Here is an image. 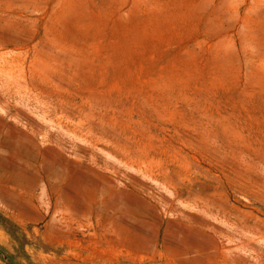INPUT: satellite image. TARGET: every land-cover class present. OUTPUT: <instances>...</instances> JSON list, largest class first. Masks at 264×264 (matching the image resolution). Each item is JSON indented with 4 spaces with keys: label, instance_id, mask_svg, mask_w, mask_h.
<instances>
[{
    "label": "rangeland",
    "instance_id": "374dc122",
    "mask_svg": "<svg viewBox=\"0 0 264 264\" xmlns=\"http://www.w3.org/2000/svg\"><path fill=\"white\" fill-rule=\"evenodd\" d=\"M0 264H264V0H0Z\"/></svg>",
    "mask_w": 264,
    "mask_h": 264
},
{
    "label": "bare ground",
    "instance_id": "6f19581e",
    "mask_svg": "<svg viewBox=\"0 0 264 264\" xmlns=\"http://www.w3.org/2000/svg\"><path fill=\"white\" fill-rule=\"evenodd\" d=\"M234 256V255H233ZM239 258V257H238ZM238 260V259H237ZM234 261V260H233Z\"/></svg>",
    "mask_w": 264,
    "mask_h": 264
}]
</instances>
